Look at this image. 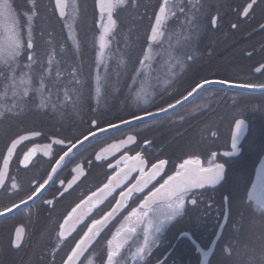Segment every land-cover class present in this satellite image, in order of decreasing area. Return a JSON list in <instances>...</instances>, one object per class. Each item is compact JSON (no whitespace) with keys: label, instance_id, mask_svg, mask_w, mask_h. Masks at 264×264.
<instances>
[{"label":"flooded vegetation","instance_id":"1","mask_svg":"<svg viewBox=\"0 0 264 264\" xmlns=\"http://www.w3.org/2000/svg\"><path fill=\"white\" fill-rule=\"evenodd\" d=\"M121 1L130 0H114V11ZM70 4L67 0L66 18L60 19L55 0H0V76L11 81L0 110V264H68L89 239L77 264H264V171L259 172L264 164V0H162L152 25L159 9L171 5L172 44L177 48L180 42L183 49L172 52V69H126L137 77L110 85L94 115L68 109L72 115L39 119L32 114L46 113L49 104L75 108L80 103L74 93L59 101L40 96L49 80L80 73L77 67H48L47 33L61 39L71 30L76 34L78 22L68 19ZM72 4L78 9L76 0ZM194 24L205 28L202 36L192 38ZM69 54L58 53L57 61L64 65ZM222 58L226 61L219 62ZM207 59L218 60L217 66L194 67ZM209 83L255 92L228 94L206 86L170 115L90 141L65 158L49 182L56 165L82 140L173 108ZM230 106L235 116L226 122ZM238 121L247 124V132L233 149ZM38 124L59 131H34L45 129ZM29 134L40 136L17 150L2 180L8 148ZM51 139L70 147L54 146L48 157L38 155L35 147ZM116 145L106 158H97ZM185 175V188L172 191V182ZM118 180L65 234L81 208Z\"/></svg>","mask_w":264,"mask_h":264},{"label":"trees","instance_id":"2","mask_svg":"<svg viewBox=\"0 0 264 264\" xmlns=\"http://www.w3.org/2000/svg\"><path fill=\"white\" fill-rule=\"evenodd\" d=\"M76 4L78 9L73 6L71 0L68 17L69 20L78 22L76 34L71 30L69 36L66 34V37L61 39L60 35L52 36V34L47 33L48 50L46 52L49 61L51 60L48 67H77L80 69V73L75 76L71 75L70 78L68 76H56L54 80H49L48 87L40 91V96L50 101H59L68 99V94L74 93L75 100L80 103L75 108L62 106L61 103H52L46 108V113L34 112L33 117L36 116L40 119L47 116L51 119L72 115L73 113L68 112V109H77L81 116H92L94 115V106L103 100L102 96L109 92L110 85L123 83V78L128 75V77H137L125 73L124 70H169L172 68V52L183 50L180 47L182 45L180 42L176 45L177 48L172 44V6L169 4L166 5L168 15L158 39L153 44L148 42L153 16L157 7L163 5L162 0H145L144 2L130 0L125 4L117 3L111 18L97 14L95 0H76ZM141 10L144 11V15H142ZM204 29V27H198L194 24L191 33L192 38L202 36ZM177 35L180 36L178 31ZM62 46L64 47L63 50L60 49ZM61 52L75 54V61L72 59L73 56L69 54V57L65 56L64 65L60 64L56 55ZM50 57H55V60ZM223 61L226 60L223 58L219 60V62ZM217 64L218 60L207 59L200 60L194 67H216ZM60 77L61 79H56ZM9 78L7 75L0 76V110L3 106L2 102L9 98L7 97L9 95L8 86L11 84ZM30 83L34 82L30 81ZM38 83L45 84L42 81H38ZM73 84L76 85L74 88L65 87L74 86ZM226 92L232 94L227 90ZM63 95L64 97H61ZM229 99L232 100V97ZM234 116L235 112H233L232 106L226 107V122ZM103 124L99 123V125ZM38 128H45L44 124H38ZM34 131L57 133L59 130L50 124L48 128Z\"/></svg>","mask_w":264,"mask_h":264},{"label":"water","instance_id":"3","mask_svg":"<svg viewBox=\"0 0 264 264\" xmlns=\"http://www.w3.org/2000/svg\"><path fill=\"white\" fill-rule=\"evenodd\" d=\"M165 3H171L172 0H164ZM96 11L97 14L99 16H109L113 14L114 11V0H96ZM67 0H55V7H56V11L58 13V16L60 19H65L66 15H67ZM253 4L249 5L247 7V9L245 10L243 16H246L249 11L251 10ZM167 16V11L164 8H160L159 11L157 12L149 37H148V42L150 44H153L156 42L157 38L159 37L161 30L163 28L165 19ZM264 25L260 28L263 29ZM206 86H214V87H221L225 90H228L230 92H240V93H246V94H250L252 92H255L252 89L249 88H244V87H239L237 85H233V84H228V83H209L206 85H203L202 87L198 88L192 95H190L189 97H187L186 99H184L183 101H181L178 105H176L173 108L167 109L163 112H160L158 114L152 115V116H147L144 118H140L134 122L131 123H127V124H123L120 125L118 127H114V128H110L107 130H104L102 132H98L92 136H89L88 138L82 140L81 142H79L78 144H76L71 150L70 152H68V154L56 165V167L54 168L51 176H50V180L49 182H51V180L53 179L54 174L56 173V171L58 170L59 166L62 164V162L65 160V158H67L70 154L76 152L77 150H79L80 148H82L83 146H85L86 144H88L90 141L94 140L95 138L109 133V132H113L116 130H120L124 127L127 126H131V125H135V124H140V123H144V122H148V121H152V120H156L158 118L170 115L174 112H176L177 110H179L181 107H183L185 104H187L189 101H191L195 96H197L201 90L206 87ZM262 93H264V90L260 91ZM247 132V124L243 121H238L235 124L234 127V132L232 135V148L233 149H237L240 147L245 135ZM39 134H29V135H24L21 136L19 138H17L16 140H14L12 142V144L10 145V147L8 148V151L6 153V157L4 159L3 162V167H2V171H1V178L2 180H5L7 178V173H8V169H9V165L10 162L13 160L17 150L25 143L30 142L35 140L37 137H39ZM56 146V147H64V148H68L70 147V145L65 144L63 141L58 140V139H51L49 144L46 145H40V146H36L35 150L37 152L38 155L40 156H45L48 157L51 152H52V148ZM120 145H116L113 147H108L105 148L103 151H101L97 158L99 160H102L103 158H106V155L115 147H118ZM238 153L235 154H225V156L227 157H231V156H235ZM264 165V164H263ZM261 164L260 168H259V172L261 174V172L264 171V166ZM206 173H203V175ZM259 174V175H260ZM122 180V179H121ZM120 181L118 180L114 185L110 186L108 189H106L105 191H103L97 198L93 199L91 202H88L87 204H85L81 210L78 213L77 218L72 221L70 224H68V226L65 229V234H70L75 228L76 226H78V224L86 217L88 216L97 206L100 202H102L116 187V185H119ZM188 184V178L187 175L182 176L176 180H174L172 182V185L170 187H172V191H174L175 189H183L185 188V186ZM170 187L168 189H170ZM31 202H29L28 204H30ZM26 206V205H24ZM23 207V206H22ZM20 208H18L17 210H19ZM91 239L87 240L83 246L81 247V249L77 252L76 256H74V258H72V260H70V262H68V264H77L78 260L80 259L81 255L83 254L84 250L87 248V246L90 244Z\"/></svg>","mask_w":264,"mask_h":264},{"label":"rangeland","instance_id":"4","mask_svg":"<svg viewBox=\"0 0 264 264\" xmlns=\"http://www.w3.org/2000/svg\"><path fill=\"white\" fill-rule=\"evenodd\" d=\"M126 3V1H121V4H125ZM5 34L7 35L8 33H7V31H5ZM170 69H172V68H170Z\"/></svg>","mask_w":264,"mask_h":264}]
</instances>
